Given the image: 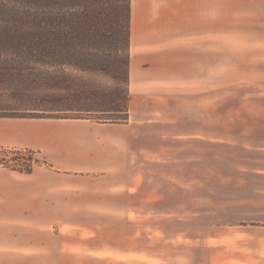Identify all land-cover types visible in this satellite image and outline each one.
I'll list each match as a JSON object with an SVG mask.
<instances>
[{"label":"crops","instance_id":"crops-1","mask_svg":"<svg viewBox=\"0 0 264 264\" xmlns=\"http://www.w3.org/2000/svg\"><path fill=\"white\" fill-rule=\"evenodd\" d=\"M184 5L183 0H132L131 27L134 14H139L144 29L131 37V99L126 123L0 118V147L30 149L46 162L29 173L0 169V264H73V259L85 261L83 264H154L157 259L162 264L172 263L170 260L174 264H264V218L220 225L221 234L215 230L202 239L179 232L165 238V244L175 249L189 246L186 256L179 251L173 257L153 255L151 248H136V225L146 227L147 222L137 219V213L151 216L152 203L163 201L168 207L160 209L165 214L161 218L176 221L173 213L184 211L181 195L194 196L193 190L157 193L151 182L200 178L197 173L184 172L185 163H191L194 156L189 151L185 159L184 145L198 140L200 129L183 122L185 116L194 114L185 111L184 99L194 97L191 92L183 94L187 81L178 70L184 63L182 40L171 52L175 62L168 66L175 78L167 81L159 70L168 46L162 25L165 19H184ZM192 5L186 9L189 20L197 17L195 13L200 18ZM205 8L204 3L203 13ZM169 34L177 38L183 32ZM171 42L178 43V39ZM177 75L180 83L176 85ZM207 79L209 82V74ZM168 84L175 90L162 100L149 96V91L166 92ZM57 212L81 214L57 225L56 215H52ZM104 213H116L113 222L104 220ZM132 227L134 231H130ZM148 240L151 244L150 234ZM201 245L206 250L202 262Z\"/></svg>","mask_w":264,"mask_h":264},{"label":"rangeland","instance_id":"rangeland-1","mask_svg":"<svg viewBox=\"0 0 264 264\" xmlns=\"http://www.w3.org/2000/svg\"><path fill=\"white\" fill-rule=\"evenodd\" d=\"M189 3L198 10L200 18L195 13L197 17L194 20L186 19ZM183 5L184 19H165L162 25L168 34V46L167 55L161 57L159 70L161 77H168L167 81L171 76L175 78L174 71L168 66L175 62V55L171 52L182 40L184 63L178 70L184 73V80L187 81V86L182 88L183 94L191 92L194 97L184 99L185 111L194 114L185 116L183 122L200 129L198 140L184 145L185 159L187 152L194 153L192 162L185 163L184 172L187 175L197 173L200 178L178 181L154 179L151 184L157 193H168L176 189L185 193L193 190L194 196L181 195L184 198V211L173 213L176 221L161 218L165 214L160 213V209L168 206L158 201L151 205V216L137 213V219L147 221L144 222L146 227L136 225L137 251L146 247L151 248L153 255L164 253L169 257L178 251L186 256L190 250L186 244L177 249L176 246L165 244V238L175 236L177 232L183 233L185 237L202 239L215 230L221 234L218 228L220 225H238L243 221L264 218V173H261L264 172V163L261 162L264 161V0H183ZM173 31L183 32V35L174 38L169 34ZM132 33L136 37L133 26L131 37ZM175 39H178V43L171 42ZM69 72L74 73L72 69ZM129 73L131 77V67ZM178 77L173 80L177 81L176 85L180 83ZM88 78L104 90L109 87L108 93L113 95L115 83L110 77L97 74ZM166 88V92L163 89L158 94L150 91L148 94L162 100L161 97L166 93L175 90L169 84ZM127 91L129 110L130 79ZM34 105L36 107L28 102L17 103L11 93L5 90L0 92V114H23L26 110L42 109ZM67 116L88 117L86 114ZM91 118L97 123L124 124L129 120V111L123 116L94 114ZM43 157L30 149L0 147V169L29 173L38 166H45ZM196 196L198 202L195 201ZM175 198L172 199L174 203ZM53 214L56 215L58 225L69 218H79L81 213ZM104 214L107 215L104 220L113 222L111 217L116 213ZM120 215L126 217V213ZM134 230L135 227L130 228V231ZM199 253L202 262L206 253L202 245ZM84 262L72 260L73 264ZM162 262L153 260L154 264ZM170 262L174 264L175 260Z\"/></svg>","mask_w":264,"mask_h":264},{"label":"trees","instance_id":"trees-1","mask_svg":"<svg viewBox=\"0 0 264 264\" xmlns=\"http://www.w3.org/2000/svg\"><path fill=\"white\" fill-rule=\"evenodd\" d=\"M131 22L132 0H0V92L42 108L0 118L127 115Z\"/></svg>","mask_w":264,"mask_h":264},{"label":"bare ground","instance_id":"bare-ground-1","mask_svg":"<svg viewBox=\"0 0 264 264\" xmlns=\"http://www.w3.org/2000/svg\"><path fill=\"white\" fill-rule=\"evenodd\" d=\"M142 16L139 14H134L133 17V29L134 32L137 34H142L143 33V29H144V25H143V20H142Z\"/></svg>","mask_w":264,"mask_h":264}]
</instances>
